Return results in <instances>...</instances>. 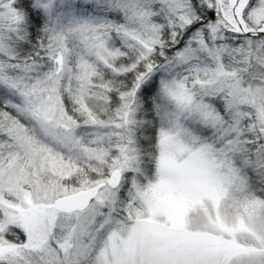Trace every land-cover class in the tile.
Wrapping results in <instances>:
<instances>
[{"label": "snow or ice", "instance_id": "obj_1", "mask_svg": "<svg viewBox=\"0 0 264 264\" xmlns=\"http://www.w3.org/2000/svg\"><path fill=\"white\" fill-rule=\"evenodd\" d=\"M0 264H264V0H0Z\"/></svg>", "mask_w": 264, "mask_h": 264}]
</instances>
